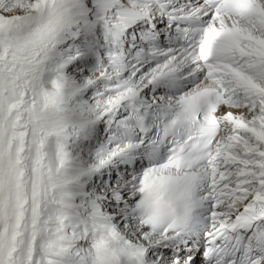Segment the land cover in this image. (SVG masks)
<instances>
[{
    "label": "bare ground",
    "instance_id": "obj_1",
    "mask_svg": "<svg viewBox=\"0 0 264 264\" xmlns=\"http://www.w3.org/2000/svg\"><path fill=\"white\" fill-rule=\"evenodd\" d=\"M7 1L0 0V205L4 196L14 197L15 215L13 232L4 239L0 208V250L3 245L6 259L12 264H32L37 250L42 251L45 260L52 251H58L57 254L69 251L70 256L80 251L82 264H92L102 247L115 245L117 237L140 241L141 231L129 228L123 236L118 226L124 217L120 220L111 215L100 217L99 210L84 218L77 209L83 205L84 193L78 188L76 174L86 173L88 168L85 169L84 164L96 161L95 156L103 153H93L84 161L80 157L67 156L64 159L56 139L68 142L71 133H84L86 126L82 124L104 115L115 101L111 102V98L103 103L97 100L100 103L90 104L89 100L83 99L79 91L82 86L76 77L62 75L53 78L51 67L61 61L58 48L65 39L77 43L85 35L88 50L96 29L103 27V35L106 36L113 22L120 27L119 17L105 11L95 12L101 0H78L79 4L71 15L58 14L66 0H34L29 6H24L26 0L20 1V5L14 0ZM90 9L94 12L89 13ZM261 24L264 28V23ZM103 46L105 48L106 44ZM99 71L104 73L107 82L111 81L114 90L121 86L105 63ZM134 78L143 80L144 77L138 75ZM254 86L255 91L262 94L256 100L257 104L230 112L236 127L226 135L224 150L227 152L219 160L217 168L220 171L216 180L220 193L223 194L222 189L227 188L230 182L234 183V190L229 191L230 198L219 207L230 203L229 207L233 208L241 204L233 195L240 192L241 184L245 185L249 180L255 181L246 185L247 192L264 191V179L260 177L264 174V72L263 79ZM119 106L117 103L116 107ZM10 135L18 136L20 141L11 138L8 141ZM7 151H11L10 155ZM6 152L8 161L4 158L7 157ZM112 153L113 150L107 155L105 151V161L111 158ZM250 155L259 158L257 166L262 168L253 173L238 168V174L234 176L240 178V183H235L237 178L230 175L232 167L235 164L243 167L249 161L252 163ZM94 168L93 165L91 171ZM131 177L128 182L122 181L120 186L104 191V201H97L100 209L113 204L115 194L123 196L136 183L138 174L132 172ZM94 182L101 183L103 179L98 176ZM75 197L74 202L77 204L80 199L79 204L70 205V200ZM217 213L222 214L219 210ZM20 236H23L21 240ZM172 253L168 250L162 257ZM201 254L202 250L193 253L198 258L197 264H203Z\"/></svg>",
    "mask_w": 264,
    "mask_h": 264
},
{
    "label": "rangeland",
    "instance_id": "obj_2",
    "mask_svg": "<svg viewBox=\"0 0 264 264\" xmlns=\"http://www.w3.org/2000/svg\"><path fill=\"white\" fill-rule=\"evenodd\" d=\"M15 1V3L17 4V5H20L21 4V2H22V0H14ZM21 1V2H20ZM34 0H26L23 4H24V6H29L32 2H33ZM7 2H9V0L7 1ZM28 4V5H27ZM83 37H86L85 35H83ZM84 43H85V47H83V46H81V47H79L78 48V46H80L81 44H83L84 45ZM62 45L59 47V52H60V54H61V57H62V59H61V61H59V63H57L56 64V66L54 67L53 66V74H61V73H67V74H69V76H74L76 73H78L77 75L78 76H80L82 79H85L86 77H87V73H90V74H92V76L93 77H95V73H94V71L93 70H91V66H89L90 65V58H91V56H90V54H88V53H85V51H84V49L85 50H87V47H86V44H87V37H86V41H83V39H78L77 40V43L76 42H71V40H69V39H67V40H65V41H63L62 43H61ZM62 50V51H61ZM63 53V54H62ZM64 57H63V56ZM51 69H52V67H51ZM83 69H85V72L83 71ZM55 71L57 72V73H55ZM78 76H76V78L78 77ZM57 77H62L61 75H58ZM78 79V78H77ZM79 80V79H78ZM108 83V82H107ZM97 86H99V88H96V85L95 84H89V85H87V90L86 91H82V93H83V95L85 96V98L87 99V100H90L91 102L92 101H94L95 99H97L98 97L96 96V94L97 95H101V92H99L100 90H102V88L100 89V87H101V84H99V83H97ZM95 89H99V91H97V90H95ZM91 97H92V99H91ZM94 99V100H93ZM6 113V112H5ZM72 134L73 133H71V135L67 138V141L68 142H66V141H64L63 139H60V138H58V140L56 139V142L59 144L60 143V145H61V151H62V153H64V152H66L67 150H68V148H69V146H70V144L71 145H74L75 143H72V137L75 139V138H77L78 137V135H77V133H74L73 134V136H72ZM72 136V137H71ZM9 138H11L10 140H14V141H16V140H19V137L18 136H13V135H10L9 137H8V141H10L9 140ZM79 139V138H78ZM70 140V141H69ZM20 141V140H19ZM17 142V141H16ZM63 142H65V145L63 146L62 145V143ZM77 143V142H76ZM87 143L88 142H85V144H84V147H85V149H89V147L90 146H88L87 145ZM73 150L76 152V150H78V151H83V150H81L80 148H74L73 147ZM8 152V155H10V152L11 151H7ZM7 152H6V155L5 156H7V157H4L5 158V160L6 161H8L9 159V157H8V155H7ZM254 153V152H253ZM91 154H93L92 152H90V153H85L84 151H83V153H79V152H77V156H76V154L75 153H73V152H71V151H67V153H66V155H65V157H73V156H76L75 158H81V160L82 161H84V160H88L89 159V157L91 156ZM257 157V156H256ZM7 158V159H6ZM250 159L251 160H253L252 161V163L249 161L247 164H245L243 167H239L238 166V164H235L233 167H232V170H233V172L230 174L231 176H233L234 177V179H236L237 177L236 176H234V175H236V174H238V168H241L242 170H250V173H253V172H255V171H257V170H259L260 168H262V166H260V167H258L257 166V162H259V158L257 157V158H255L254 156H252V155H250ZM254 162H256V164L254 165ZM94 165H96V164H98V161L97 162H95V163H93ZM108 166V165H107ZM105 169H107L106 167L105 168H102V169H100L99 171H98V174H101L102 175V173H104V171H105ZM240 169V170H241ZM121 172H123L122 170H121ZM132 173V172H131ZM131 173H126L127 175L128 174H130V176H126V179H125V181H123V183L124 182H128L132 177H131ZM125 174V175H126ZM251 177V176H250ZM262 179H264V174H262L261 176H260ZM254 178V177H253ZM104 179H106V177H104ZM253 181H255L254 179L253 180H249L248 181V183H246L245 185H250V184H252L253 183ZM108 182L109 183H107V182H105V183H103V185L101 186V188L100 189H102L103 187H104V184H105V186L107 187V188H103L102 189V195H104V196H102V197H100V198H98V200L97 201H99V202H103L104 201V199H105V194H104V191H109L108 189H114V188H116L117 186H120L121 184H122V182H119V183H117V184H114L113 182H112V179L110 178V179H108ZM235 183H236V180H235ZM114 184V185H113ZM111 186V187H110ZM94 187H95V185H94ZM227 188H229V190L230 191H233L234 190V183H232V182H230V183H228V185L226 186ZM263 190H264V186H263V188H262ZM95 189H93V190H89V197L90 196H94L93 195V193H92V191H94ZM222 191H223V194H224V189H222ZM244 192H247L246 190L244 191ZM229 194L231 193V192H228ZM87 196L88 195H86L85 197H84V199H83V205H82V208H81V210H80V213L81 214H83L84 215V218H87V216H88V214H92L93 212H92V207L90 206V211H87V208L88 207H86V203H87V201H89V200H85V198H87ZM123 196H124V198H123V203H122V201H119V203L121 204L122 203V206H119V207H121V208H123L124 207V205H127L129 202V198H131V192H130V188L128 189V193L126 194V195H124L123 194ZM73 203V201L71 202V204ZM85 204V205H84ZM73 205V204H72ZM83 206L85 207V209H83ZM112 206H114V208L112 207ZM106 206H103V207H101V209H103V208H105ZM115 207H117V205H116V202H113V204H110V206H107L106 208H109V209H107V211L106 210H104L103 212L106 214V215H108L107 217H109L110 215L115 219V220H120V219H122L123 217L121 216L120 217V215H119V211H117V210H115ZM235 207V206H234ZM233 207V208H234ZM221 208L222 207H219V211L221 210ZM101 209H100V207L98 206L97 207V211L99 210V211H101ZM93 210H95V209H93ZM230 211V210H229ZM221 213H222V211H220ZM112 213H113V215H112ZM116 214V215H115ZM121 225L124 227V224L123 223H121ZM118 229H119V233L121 234V235H123V236H125L124 234H123V232H126L124 229H125V227L124 228H121L120 226H118ZM135 230V229H134ZM132 233H134V232H132ZM170 251H172V250H170ZM59 253L58 251H52L50 254H48L47 256H46V260L44 259V257H43V255L40 253V251H36V253H35V258H33V264L36 262L37 264H80L78 261H80V259L82 258H80L79 259V256L76 258L75 256L74 257H68V256H70V255H62V254H57V253ZM41 254V255H40ZM167 254H169V253H167ZM59 256V258H57ZM40 259V260H39ZM51 261H50V260ZM39 260V261H38ZM41 260H43V261H41ZM56 260L57 261H62L63 263H58V262H56ZM35 261V262H34ZM50 261V262H49ZM35 263V264H36ZM81 264H82V262H81Z\"/></svg>",
    "mask_w": 264,
    "mask_h": 264
}]
</instances>
